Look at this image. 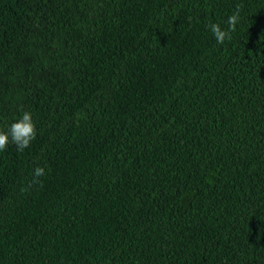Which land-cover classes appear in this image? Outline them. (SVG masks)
<instances>
[{
    "label": "trees",
    "instance_id": "obj_1",
    "mask_svg": "<svg viewBox=\"0 0 264 264\" xmlns=\"http://www.w3.org/2000/svg\"><path fill=\"white\" fill-rule=\"evenodd\" d=\"M23 111L0 264H264V0H0V129Z\"/></svg>",
    "mask_w": 264,
    "mask_h": 264
},
{
    "label": "clouds",
    "instance_id": "obj_2",
    "mask_svg": "<svg viewBox=\"0 0 264 264\" xmlns=\"http://www.w3.org/2000/svg\"><path fill=\"white\" fill-rule=\"evenodd\" d=\"M238 18L239 10L229 15L226 21L228 30H223L220 23H211L209 25V29L218 44H223L226 39H231L230 33L235 31ZM36 136L37 127L33 120V114L29 111H23L18 119L5 128L0 129V151L6 150L8 145L12 143L16 145L19 151L23 152L26 148L30 147ZM46 174L44 166H36L32 173V181L27 187L22 188L21 191H28L36 184L43 186L41 178Z\"/></svg>",
    "mask_w": 264,
    "mask_h": 264
}]
</instances>
